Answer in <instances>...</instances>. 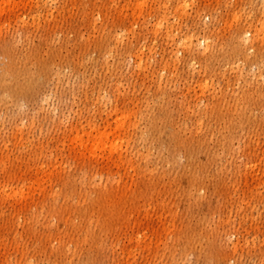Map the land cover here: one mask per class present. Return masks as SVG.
Masks as SVG:
<instances>
[{
    "label": "rangeland",
    "instance_id": "obj_1",
    "mask_svg": "<svg viewBox=\"0 0 264 264\" xmlns=\"http://www.w3.org/2000/svg\"><path fill=\"white\" fill-rule=\"evenodd\" d=\"M138 1L0 0V45L11 54L0 66L12 63L0 76V264H264V78L253 76L264 71V37L238 41L249 18L235 20L264 0H146L187 5L179 37L212 26L213 48L195 70L157 64L177 47L121 8ZM154 42L151 70L170 67L160 88L161 71L124 77L128 46ZM246 52L239 72L224 63ZM28 67L20 81L8 75ZM100 87L136 116L124 129L129 149L112 146L120 131L99 147L89 126L75 130ZM171 119L191 156L169 142ZM238 165L257 173L238 178Z\"/></svg>",
    "mask_w": 264,
    "mask_h": 264
},
{
    "label": "bare ground",
    "instance_id": "obj_2",
    "mask_svg": "<svg viewBox=\"0 0 264 264\" xmlns=\"http://www.w3.org/2000/svg\"><path fill=\"white\" fill-rule=\"evenodd\" d=\"M186 6L187 5L185 3H180V4L178 3L177 5L176 4H160L159 2L148 3L146 2V0H140L134 4H125L121 8L127 9L130 7V9L132 10L131 15L135 12L142 14L145 18L144 21L142 22L144 25H148L149 23H151L154 27L155 32L165 29L164 32L166 34V37L167 38L171 37L172 40L174 41V45L177 47L175 48L176 50L173 52L172 51L167 52V50L163 48L162 52L159 53L160 59L156 61L157 64L162 63L165 59H168V60L172 59L174 60L175 63H183V62L185 63L186 61L187 70H195L197 65L199 66L202 62L200 58V54H204L205 56H207L213 48V39H214L213 30L214 29L212 28L211 25L204 23L202 32L196 33L192 31V32H188L182 35L181 37H179L176 32L177 31L176 21L179 20L178 14L184 13ZM238 12H239V16L235 17V20H238L243 14H245V17L249 18L246 23V26L240 31H238V39H237L238 41H243L245 38L248 37L249 33L253 35L254 41H257V34H261L264 37V6H260L256 10L250 6V10L246 11L245 9H243V13L241 11H238ZM152 17H154V19ZM143 32H145L144 29H143ZM178 32H179V29H178ZM113 35H114L113 37H115L114 38L115 40H118L122 36L119 34V32H116V31H114ZM155 43L156 42H154L153 46H145L144 44L135 45L133 48L128 46L127 50L123 52L125 54L124 55L125 61L123 62V69L125 71L124 77L126 78L130 77L134 71L135 72L142 71V73H145L144 77H146L149 72L154 73V72L161 71V73H159L160 78L156 80V84L158 88L162 87V84L164 81L163 72L166 70L170 71V67L168 68V66L164 64L155 69L152 68L151 70L150 61L148 60V58L152 57L157 52L154 48L156 45ZM252 45L253 44L251 43V46ZM256 49H261V47H257ZM233 53H234V50L233 52H231V54ZM0 55L10 56L11 54L9 53V51H7V49H4L0 45ZM184 56H188V57H186L185 59ZM242 56H238V55L234 56L232 60L224 61V63L227 62L228 65L232 64L228 68L231 69L232 71L239 72L241 70L239 62L237 64L235 63L237 61L246 63L245 60H247V58L249 57L247 52L243 53ZM105 64H108V61H105ZM9 65L11 66L12 63L10 62ZM9 65L0 66V76L5 75L4 71L5 69L8 68ZM38 66L39 67L37 69L38 70L37 73L43 70L41 65H38ZM6 72H9V71H6ZM31 72H32L31 67H28L27 69L23 71H18L16 69L12 71L11 73L9 72L8 75L14 78L15 81H20V79H23L26 74L31 73ZM263 74H264V71L258 69L256 73H253V76L255 77L257 81H259L260 79L264 78ZM223 75L224 74L222 73L221 76L223 77V80H224L225 77ZM170 76H171V79H168L169 82L173 80L171 73H170ZM237 76H238L237 79H240L239 75ZM115 81H117V77ZM171 83L173 84V82ZM210 85H212V82L208 79L197 84L198 88L201 90L202 93L209 90L208 87ZM217 87H218V90H222L221 89L222 87L220 86V84H218ZM100 89L101 87L99 88L97 92L98 95L94 98L95 107H94L93 112L88 115L86 124L81 125L80 128H75V130L82 131L86 127V125L89 126V128L92 131V134L95 136V139H99V142L97 143L95 142L96 145L99 147H102L106 144V142H105V137L102 138L100 136L103 133L104 135H107L108 131L111 132L110 130L114 129V131H120V132L116 133L114 137H112V141H113L112 146L117 147L119 145L118 144L119 142H123L125 144V149L131 148L132 140L131 138H128L129 137L128 131H124V129L127 123H131V120L136 119V116H134L131 119V114L129 111L125 109L119 110L116 107H113L110 101L104 98L103 91H101ZM221 96L223 97V99H221L220 101V104H221L220 106L223 107L224 110L226 111L227 106L224 104H226L227 102L224 100V95L222 94ZM199 102H200V99L197 98L196 104H198ZM186 103L187 102L184 100L180 105L182 106ZM103 113H105V116H106L105 118L102 117ZM66 118L68 119L69 117H66ZM99 120H102V122H100ZM174 122L175 120L171 119V121L168 123V126L170 128L166 127L165 129L168 135V140L171 144H174V146L177 147L178 151L184 150L187 155L191 156L192 150L188 147V144H190V142L187 140L188 138H183L182 136L178 134V132L173 126ZM134 124L135 123H133V126H132L133 128L135 126ZM103 129L104 131L102 132ZM79 138L80 137H78V139ZM167 154L170 156V158H172V163L174 164L175 163L174 157H175V154H177V151L170 149L167 151ZM187 159H188L187 162H189L190 161L189 157ZM255 172L257 173V170L254 169V165H253V169L251 167L250 168L247 167L245 168V170L240 168V166L238 165L235 173L238 176V178L239 177L241 178L243 173H245L244 176L250 174V176L253 177ZM195 202L197 204H200L199 200L197 199ZM211 205L212 204L209 202L208 206L212 210ZM202 216L204 215L202 214ZM202 219L203 217H201V222H202ZM235 246L237 247V245Z\"/></svg>",
    "mask_w": 264,
    "mask_h": 264
}]
</instances>
